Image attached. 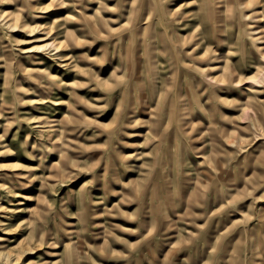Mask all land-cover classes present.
<instances>
[{
	"label": "rangeland",
	"instance_id": "1",
	"mask_svg": "<svg viewBox=\"0 0 264 264\" xmlns=\"http://www.w3.org/2000/svg\"><path fill=\"white\" fill-rule=\"evenodd\" d=\"M0 264H264V0H0Z\"/></svg>",
	"mask_w": 264,
	"mask_h": 264
},
{
	"label": "bare ground",
	"instance_id": "2",
	"mask_svg": "<svg viewBox=\"0 0 264 264\" xmlns=\"http://www.w3.org/2000/svg\"><path fill=\"white\" fill-rule=\"evenodd\" d=\"M74 17V15H72L71 13H66L65 15H63V17H59V18H55L54 22L56 24L61 23L63 21H69L72 20Z\"/></svg>",
	"mask_w": 264,
	"mask_h": 264
}]
</instances>
